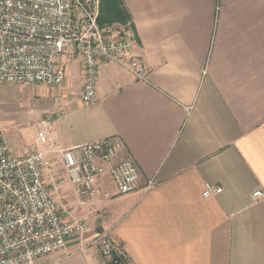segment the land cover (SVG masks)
Wrapping results in <instances>:
<instances>
[{"label": "crops", "instance_id": "0c3cea01", "mask_svg": "<svg viewBox=\"0 0 264 264\" xmlns=\"http://www.w3.org/2000/svg\"><path fill=\"white\" fill-rule=\"evenodd\" d=\"M121 1L146 80L102 63L97 103L83 107V69L72 62L61 86L30 87L42 98L37 119L5 144L15 156L41 153L62 220L85 222V243L106 234L127 264H264V0ZM48 116L51 141L42 144L37 125ZM111 137L123 144L116 162L130 156L138 167L136 191L118 195L103 179L93 199L76 196L59 150ZM206 184L221 191L203 198ZM77 245L46 260L106 264L98 249Z\"/></svg>", "mask_w": 264, "mask_h": 264}, {"label": "built area", "instance_id": "2783aa9c", "mask_svg": "<svg viewBox=\"0 0 264 264\" xmlns=\"http://www.w3.org/2000/svg\"><path fill=\"white\" fill-rule=\"evenodd\" d=\"M100 0H0V84L59 87L67 65L80 62L83 84L79 100L83 107L97 103L99 66L112 63L138 81L146 68L134 54L135 35L128 26H100ZM50 116L39 120L37 140L51 141ZM123 148L117 137L59 150L63 169L76 196L93 199L94 181L106 179L118 195L137 189L138 167L127 156L116 162ZM51 163L39 152L13 155L0 131V264H55L50 255L65 251L74 239L78 252L99 248L107 262L127 260L126 254L106 234L85 243L88 226L82 221L66 223L50 195L43 177ZM156 184L146 182L143 192ZM221 190L206 184L203 198ZM254 194L253 199H259Z\"/></svg>", "mask_w": 264, "mask_h": 264}, {"label": "rangeland", "instance_id": "374dc122", "mask_svg": "<svg viewBox=\"0 0 264 264\" xmlns=\"http://www.w3.org/2000/svg\"><path fill=\"white\" fill-rule=\"evenodd\" d=\"M1 85L8 86L7 84ZM16 87L18 88L16 89ZM30 87L33 86L12 85V87H6L8 101L0 103V131L3 135V138L9 143L16 140L17 137L21 134H24L25 131L31 129V127L34 125V121L37 119V115L33 114L32 111L35 106L40 107L42 105V98H34L29 92L31 91ZM13 109L23 111L26 117L25 121L28 122L20 125L19 123L21 122L17 120L18 117L17 115H14ZM94 248L98 249L99 251L97 246ZM103 261L106 263L104 259Z\"/></svg>", "mask_w": 264, "mask_h": 264}, {"label": "trees", "instance_id": "16d2710c", "mask_svg": "<svg viewBox=\"0 0 264 264\" xmlns=\"http://www.w3.org/2000/svg\"><path fill=\"white\" fill-rule=\"evenodd\" d=\"M97 22L100 26L118 24L131 28L130 18L121 0H100ZM106 263L127 264V260H117L116 263L106 261Z\"/></svg>", "mask_w": 264, "mask_h": 264}]
</instances>
